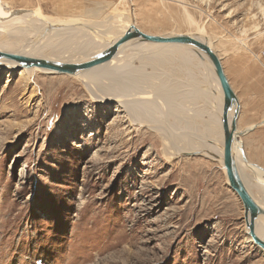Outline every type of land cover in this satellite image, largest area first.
<instances>
[{"label":"rangeland","instance_id":"rangeland-1","mask_svg":"<svg viewBox=\"0 0 264 264\" xmlns=\"http://www.w3.org/2000/svg\"><path fill=\"white\" fill-rule=\"evenodd\" d=\"M0 3L11 17L40 18L19 35L0 27L5 51L33 45L41 21L46 33L77 28L99 45L115 42L131 24L153 36L199 34L233 90L245 89L241 104L252 102L241 119L264 118V0ZM172 62L169 68L178 65ZM131 64L143 98L169 94V68ZM22 70L0 67V264H264V252L247 242L243 207L219 161L175 150L203 133L186 135L183 122L163 109L157 130L146 121L133 125L117 100L94 101L81 77ZM181 75L178 82L186 83ZM192 90L178 86L173 94L186 98ZM178 134L188 143L171 144ZM255 180L264 193V180ZM258 201L264 208V197Z\"/></svg>","mask_w":264,"mask_h":264},{"label":"bare ground","instance_id":"bare-ground-1","mask_svg":"<svg viewBox=\"0 0 264 264\" xmlns=\"http://www.w3.org/2000/svg\"><path fill=\"white\" fill-rule=\"evenodd\" d=\"M30 16L32 15L21 12L20 14H17L15 16L12 15L11 17V15L9 16L6 13L4 5L0 3V27L8 30V32L12 35L26 33L29 29H31L29 28L30 26L28 25V23L30 21H34L33 19H35L36 16ZM23 18L26 19L24 20ZM36 19L40 21V18L36 17ZM23 22H26L27 24L24 23L21 26H15ZM45 24L46 23H43L41 21L38 24V29L36 27L37 40L33 43V45L23 47L21 48V50L17 48L20 51H15L16 48H12V45H5L6 51L3 48H0V53H13L32 59H45L72 63V61H79L80 57L81 59H83V56L85 58L86 55H89L92 50L94 51L95 49H97V52L95 51L96 53L93 55L95 56L106 48L114 45L121 38V36L124 35V33L127 31L126 29H128V27L125 28L119 34L120 37H116L117 40L115 42L111 41L109 43H103L99 45L98 43H93V41L95 42V40H93V38L91 37L92 35L89 34V32L87 33L86 31L77 28H57L50 30L49 33H46L44 32ZM92 27H105L108 33L109 31L113 32L111 28L102 26L101 24H98V26H96L93 23L91 25V28ZM45 36L47 37V39L44 43H42V40L46 38ZM191 38L201 43H207L199 34L192 35ZM207 44L211 47L210 43ZM134 59H137L139 61L140 69L149 65L154 70V72H159L163 69V67L169 68L168 66L173 59L177 61L176 63H178V65H172V67L169 68V74L165 78L169 81L167 83L170 85L168 95L161 99H159V97H155L154 99L156 101L148 96L146 98H143V90L141 91L142 82L140 81L139 77H134V72L136 70L134 69L135 67L133 68L131 64V61H133ZM1 66L11 69L18 67L19 64L5 58H0V67ZM36 72H48V70L40 69L37 67L24 68L22 70V73L28 76ZM178 73L180 75H183L181 76L186 79V83L184 81L183 83L178 82L177 77L180 76H178ZM74 76L81 77L84 87H86L88 93L90 94V97L94 101L105 103L113 99L117 100L116 104L126 113L132 124L146 121L149 123L151 128L157 130L158 127L155 126L156 123H158L159 117L157 113H159V111L163 109V115L172 116L178 122H183L184 127L182 128L181 126L180 129H182V131H186V135L189 134L191 136L192 134L197 135L198 133H203L202 135L196 136V142L191 140L192 142L189 143V146H186L187 149L185 147L180 148L175 145L176 152L179 150H188L193 152L200 151L205 157H209L210 159H217L225 173L222 162L223 95L211 62L199 50L186 45L156 44L143 42L140 39H134L122 45L108 62L90 68L88 70L81 71ZM204 85H207L208 89H197L198 87H202ZM178 86H185L187 89L191 87L193 88V90L188 92L186 98L180 95L176 96L174 95L176 94L174 90ZM215 94L217 96H215ZM143 100H146L151 104L143 105L141 103ZM187 105L193 107V110L189 109ZM183 110L187 113L192 112V115H190L191 119H189L190 117H188L187 113L186 115H184L185 112H182ZM195 120H197L198 123H196ZM180 134L171 135L173 136V138H171V144L174 141L178 142L180 140L178 142V145L180 144L181 146V143L185 140L186 136L185 134ZM235 139L236 133L233 136L232 143V154L233 158L235 157L236 160L237 152H239V143H236ZM187 141L188 139L186 137L185 142ZM177 147L180 149H177ZM256 174L257 178H263L262 174L264 173L256 172ZM245 182L244 184L247 185L250 191V185L252 186V184H250L246 180ZM259 186L264 187L263 184ZM261 208L264 209L263 207ZM254 229L256 235L264 241V216H260L257 218V220L255 221ZM250 241H252V239L250 236H248L247 242ZM260 251L263 250L260 248Z\"/></svg>","mask_w":264,"mask_h":264},{"label":"water","instance_id":"water-1","mask_svg":"<svg viewBox=\"0 0 264 264\" xmlns=\"http://www.w3.org/2000/svg\"><path fill=\"white\" fill-rule=\"evenodd\" d=\"M140 39L143 42L156 44H180L191 46L203 53L211 62L214 73L218 79L223 95V155L222 162L225 169L228 186L238 197L243 207L244 220L247 234L253 244L264 251V241L255 233V221L264 216V209L252 198L243 184L232 154L233 136L236 133V122L239 113L237 97L225 75L223 66L217 54L207 43H201L188 35L153 36L141 32L134 25H130L123 36L112 46L106 48L90 59L78 63H65L45 59H32L22 55L0 53V58H5L19 64V68L37 67L51 71L55 74L71 75L93 68L108 62L114 53L125 43Z\"/></svg>","mask_w":264,"mask_h":264},{"label":"crops","instance_id":"crops-1","mask_svg":"<svg viewBox=\"0 0 264 264\" xmlns=\"http://www.w3.org/2000/svg\"><path fill=\"white\" fill-rule=\"evenodd\" d=\"M237 89L238 91L233 90L239 104V113L236 122L235 142L239 143V148H238L239 152H237V155H239L240 157L239 160L240 164L236 162L235 157H234V161L243 184L245 180L250 184H252V186L250 185L251 187L250 191L247 185H245L246 182L244 185L247 191L249 192V194L252 196V198L257 202L260 198L264 197V193L261 191L260 188L256 186L258 185L259 181L257 182L255 180V179H259L257 178L256 172L264 173V118L263 117L260 118L259 120L260 122H255V120H253L252 117L251 119L249 117L247 118L243 117L241 119V113H243L244 106L245 105L250 106L252 102L249 100L248 103L241 104V99H239V97L242 94V92L245 91V89L244 90L240 88ZM246 95L247 96L250 95L249 92ZM241 120L244 121V123H242ZM262 177L263 178H261V180L264 179V174H262Z\"/></svg>","mask_w":264,"mask_h":264}]
</instances>
